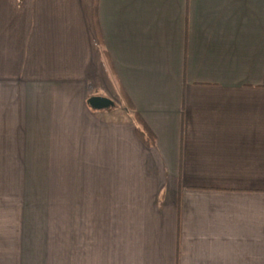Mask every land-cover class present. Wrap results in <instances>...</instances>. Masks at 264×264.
I'll use <instances>...</instances> for the list:
<instances>
[{
  "label": "crops",
  "instance_id": "1",
  "mask_svg": "<svg viewBox=\"0 0 264 264\" xmlns=\"http://www.w3.org/2000/svg\"><path fill=\"white\" fill-rule=\"evenodd\" d=\"M93 3L0 0V264H264V0Z\"/></svg>",
  "mask_w": 264,
  "mask_h": 264
},
{
  "label": "rangeland",
  "instance_id": "2",
  "mask_svg": "<svg viewBox=\"0 0 264 264\" xmlns=\"http://www.w3.org/2000/svg\"><path fill=\"white\" fill-rule=\"evenodd\" d=\"M17 58L20 57V54H0V83L2 81H6V77H13V73L17 74L16 71L20 74L21 73V69L20 67H17L15 69V71L13 70V68L18 64ZM12 62V68H10V63ZM17 77V76H14ZM99 92H102L100 90H98ZM116 106L117 102H116ZM18 198V197H17ZM12 198H0V205L2 207L7 206L6 204H4L3 202H12L13 200H11ZM20 199V198H19ZM19 202H12L10 205L13 204H17ZM4 205V206H3ZM25 207V206H24ZM11 211L14 209H10ZM25 208H23L22 211H24ZM9 211V209H4L1 210L0 212V227H5L9 224L10 220L12 219V215L10 214V212L7 213H3ZM23 221H25V217H23ZM9 226H13V225H9ZM24 227H20L19 230L18 228H11V227H5L4 229L0 228L1 232L4 235H7L8 241H19V242H24L25 241V230H23ZM6 238V239H7Z\"/></svg>",
  "mask_w": 264,
  "mask_h": 264
},
{
  "label": "trees",
  "instance_id": "3",
  "mask_svg": "<svg viewBox=\"0 0 264 264\" xmlns=\"http://www.w3.org/2000/svg\"><path fill=\"white\" fill-rule=\"evenodd\" d=\"M97 6L98 0H94L93 3V23L97 30L98 41L102 45V35L99 30V23H98V16H97ZM114 73V70H113ZM122 94L123 103L125 106L130 110L131 119L134 123V133L136 137L146 146H154L156 144V136L142 116L135 110L134 105L132 104L131 100L128 98L127 94L120 90Z\"/></svg>",
  "mask_w": 264,
  "mask_h": 264
},
{
  "label": "water",
  "instance_id": "4",
  "mask_svg": "<svg viewBox=\"0 0 264 264\" xmlns=\"http://www.w3.org/2000/svg\"><path fill=\"white\" fill-rule=\"evenodd\" d=\"M87 103L94 109H103L114 104L111 98L103 95H91L87 98Z\"/></svg>",
  "mask_w": 264,
  "mask_h": 264
}]
</instances>
